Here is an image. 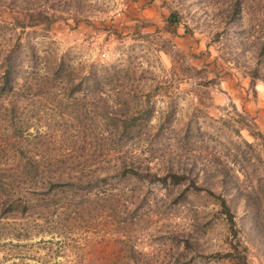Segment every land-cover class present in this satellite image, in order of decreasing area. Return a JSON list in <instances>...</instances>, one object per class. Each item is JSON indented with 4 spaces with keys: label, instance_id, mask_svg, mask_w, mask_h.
<instances>
[{
    "label": "rangeland",
    "instance_id": "obj_1",
    "mask_svg": "<svg viewBox=\"0 0 264 264\" xmlns=\"http://www.w3.org/2000/svg\"><path fill=\"white\" fill-rule=\"evenodd\" d=\"M257 98L264 0H0V264H264Z\"/></svg>",
    "mask_w": 264,
    "mask_h": 264
},
{
    "label": "trees",
    "instance_id": "obj_2",
    "mask_svg": "<svg viewBox=\"0 0 264 264\" xmlns=\"http://www.w3.org/2000/svg\"><path fill=\"white\" fill-rule=\"evenodd\" d=\"M33 16L34 15H31V16H29L28 17V23H30L31 25H33L34 23H39V24H42V23H47V25H49L50 26V24L53 22V19H51L49 16H47V15H45L44 13H41V12H39L38 13V16L36 15V18L37 17H41L40 18V20H39V18H38V20H36L35 21V19H33ZM25 18H27V16H25ZM29 25V24H28ZM24 27H27V23L24 25ZM7 80H6V84H10L11 82L10 81H13V79L11 80V78H9L8 76L7 77H5ZM213 83H216V81H217V79L216 78H213ZM205 84H207L206 82H205ZM244 120H246V118L242 115L241 116ZM135 119V118H134ZM251 123V122H250ZM248 124V123H244L245 124V126H244V128L245 129H247L249 132H250V134L253 136V137H255L256 139H261V140H263L264 141V135H263V133L262 132H260V131H258V132H253V130H252V126H251V124ZM178 163H179V161H178ZM11 176V177H13V175L12 174H7L6 172L4 173V172H1L0 171V195H8V194H10L11 193V187H12V183H10L9 181V179L7 178V176ZM172 177L174 178V179H179V178H181V176L180 175H178V174H176V173H173L172 174ZM12 179V178H11ZM163 179V178H162ZM164 180V179H163ZM176 183H180V182H178V181H176ZM220 206L223 208V211H224V213L225 214H227L228 215V217H229V219L232 221V223H234V215H233V213H232V211H231V207H230V205L227 203V200L226 199H224V198H222L221 197V201H220ZM9 209H11V208H9ZM232 254V253H231ZM236 260V264H250V262H249V258H248V255H247V253H245V254H242V255H240V256H238L237 258H235Z\"/></svg>",
    "mask_w": 264,
    "mask_h": 264
},
{
    "label": "crops",
    "instance_id": "obj_3",
    "mask_svg": "<svg viewBox=\"0 0 264 264\" xmlns=\"http://www.w3.org/2000/svg\"><path fill=\"white\" fill-rule=\"evenodd\" d=\"M183 38L186 39V38H188V36H185V37H183ZM243 100H244V99H241V100H240L241 103H239V104H237V105L242 106L244 109H246L247 111H249V113H252V114H254V115H259V118H257V120H258V122H259V125L263 126V129H264V119L260 117V116L264 115V110H263V109L259 110V108H256V109L253 108V105H254L255 103H257L258 106H262V107H264V103H262V102H263L262 99H261V98H257V99H255V101H251L249 104H248V103L245 104V103L243 102ZM258 110H259V112H258Z\"/></svg>",
    "mask_w": 264,
    "mask_h": 264
},
{
    "label": "built area",
    "instance_id": "obj_4",
    "mask_svg": "<svg viewBox=\"0 0 264 264\" xmlns=\"http://www.w3.org/2000/svg\"><path fill=\"white\" fill-rule=\"evenodd\" d=\"M95 35H98V33L95 32Z\"/></svg>",
    "mask_w": 264,
    "mask_h": 264
}]
</instances>
